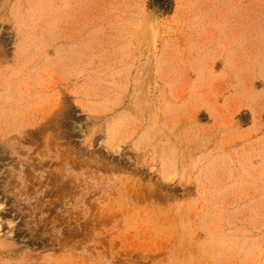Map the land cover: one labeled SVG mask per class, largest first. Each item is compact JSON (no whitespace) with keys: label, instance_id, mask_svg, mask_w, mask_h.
Instances as JSON below:
<instances>
[{"label":"rangeland","instance_id":"rangeland-1","mask_svg":"<svg viewBox=\"0 0 264 264\" xmlns=\"http://www.w3.org/2000/svg\"><path fill=\"white\" fill-rule=\"evenodd\" d=\"M171 2L0 0V264H264V0Z\"/></svg>","mask_w":264,"mask_h":264},{"label":"trees","instance_id":"trees-1","mask_svg":"<svg viewBox=\"0 0 264 264\" xmlns=\"http://www.w3.org/2000/svg\"><path fill=\"white\" fill-rule=\"evenodd\" d=\"M157 9L162 10L164 13H169L172 10L171 0H151Z\"/></svg>","mask_w":264,"mask_h":264},{"label":"bare ground","instance_id":"bare-ground-1","mask_svg":"<svg viewBox=\"0 0 264 264\" xmlns=\"http://www.w3.org/2000/svg\"><path fill=\"white\" fill-rule=\"evenodd\" d=\"M10 131V130H9ZM7 260V259H6ZM19 261V260H18ZM3 263V262H2ZM21 263V262H20ZM14 264V263H13ZM18 264V263H17ZM22 264H23V262H22Z\"/></svg>","mask_w":264,"mask_h":264}]
</instances>
